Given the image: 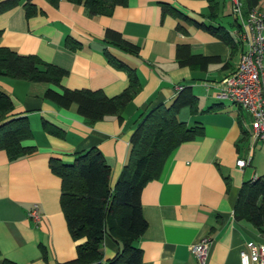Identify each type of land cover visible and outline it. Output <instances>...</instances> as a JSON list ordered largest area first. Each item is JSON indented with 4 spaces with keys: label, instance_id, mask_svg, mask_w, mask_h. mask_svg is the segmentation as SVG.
Masks as SVG:
<instances>
[{
    "label": "crops",
    "instance_id": "1",
    "mask_svg": "<svg viewBox=\"0 0 264 264\" xmlns=\"http://www.w3.org/2000/svg\"><path fill=\"white\" fill-rule=\"evenodd\" d=\"M24 1L0 10V46L64 69L63 87L99 89L112 96L126 87L127 76L107 62L105 50L134 70L139 88L120 118L106 116L88 123L75 104L63 108L42 96L46 88L60 91L58 87L0 75V92L11 103L7 117L26 116L31 137L22 144L35 147L12 160L0 150V260L60 264L74 258L75 241L59 205L60 179L50 170L49 158L70 162L73 153L94 147L109 168L111 187L126 162L129 137L138 122L151 107L167 106L176 87L184 86L196 97V111L184 106L176 118L186 125L200 123L202 134L174 148L159 176L140 192L146 223L134 242L141 252L140 264H198L189 247L202 236L211 239L205 264H239L238 253L246 243L264 247V225L256 228L233 217L242 182L264 173V140L251 137L248 112L216 94L218 81L235 67L241 46L231 49L193 23L220 25L236 40L229 1L215 0L213 17L206 0H126L108 15L92 16L82 5L66 0L56 5L30 0L36 11L26 16ZM162 5L189 20L163 11ZM256 8L264 12V0ZM105 28L117 31L137 51L102 41ZM66 36L77 40L80 49L66 48ZM176 44L214 59L203 67L178 66ZM43 121L59 134L43 129ZM238 158L248 159L247 164L237 167ZM33 204L40 215L37 222L26 214ZM117 249L103 236L101 261Z\"/></svg>",
    "mask_w": 264,
    "mask_h": 264
},
{
    "label": "trees",
    "instance_id": "2",
    "mask_svg": "<svg viewBox=\"0 0 264 264\" xmlns=\"http://www.w3.org/2000/svg\"><path fill=\"white\" fill-rule=\"evenodd\" d=\"M45 1L56 5L59 0ZM66 1L82 5L92 16L108 15L114 6L123 5L126 0ZM238 1L243 13L256 8L260 2ZM206 2L209 15L213 17L217 3L215 0ZM17 3L18 0H0V10L10 9ZM22 7L26 16L33 15L36 11L30 0H25ZM162 9L181 19L189 20L169 5H162ZM233 21L237 26V35L238 25L234 18ZM193 23L231 49L238 45L237 37L236 40L232 38L220 25ZM102 41L127 52L135 53L138 49L124 40L117 31L109 28L103 30ZM63 45L70 50L80 49V43L70 36L64 38ZM103 54L111 66L124 70L127 76L126 87L112 96H106L99 89L63 87L60 81L66 75L64 69L43 62L32 54H18L5 46H0V75L30 82L50 83L58 87L60 91L46 88L42 96L63 108L75 104L77 114L88 123L106 116L120 118L124 105L136 93L139 85L132 68L105 50ZM174 59L178 66L203 67L214 58L192 54L188 45L176 44ZM184 106L192 112L196 111V97L188 86L178 89L167 106L155 105L144 114L130 134L126 162L111 187L108 184L109 168L94 147L73 153L70 162L49 158L50 170L60 179V209L68 233L75 241L74 258L60 264H140L141 252L134 244L146 228L140 213V192L147 182L159 176L166 158L174 148L202 134L200 123L186 125L177 120L176 114ZM10 109V100L0 92V150L5 152L8 160L29 154L35 148L22 144L31 137L26 116L8 118ZM41 125L50 133L59 134L46 122L43 121ZM233 217L256 228L264 225V173L242 182L233 206ZM103 236L115 242L118 249L110 258L101 261L100 244ZM0 264L15 263L2 259Z\"/></svg>",
    "mask_w": 264,
    "mask_h": 264
},
{
    "label": "built area",
    "instance_id": "3",
    "mask_svg": "<svg viewBox=\"0 0 264 264\" xmlns=\"http://www.w3.org/2000/svg\"><path fill=\"white\" fill-rule=\"evenodd\" d=\"M230 13L238 25L237 40L240 52L233 70L218 81L217 97L236 104L251 117V137L264 140V12L253 8L242 12L238 0H228ZM180 89V87H176ZM248 159H236L242 168ZM27 216L37 222L39 213L31 205ZM211 239L202 236L189 247L198 264H205ZM239 264H264V247L246 243L238 253Z\"/></svg>",
    "mask_w": 264,
    "mask_h": 264
}]
</instances>
